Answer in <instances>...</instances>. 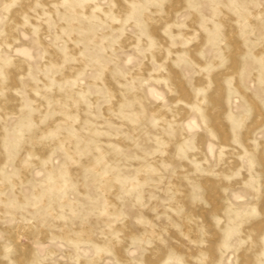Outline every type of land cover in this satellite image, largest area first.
I'll list each match as a JSON object with an SVG mask.
<instances>
[{
	"label": "rangeland",
	"instance_id": "rangeland-1",
	"mask_svg": "<svg viewBox=\"0 0 264 264\" xmlns=\"http://www.w3.org/2000/svg\"><path fill=\"white\" fill-rule=\"evenodd\" d=\"M0 264H264V0H0Z\"/></svg>",
	"mask_w": 264,
	"mask_h": 264
}]
</instances>
